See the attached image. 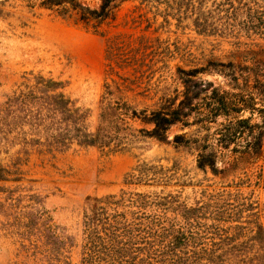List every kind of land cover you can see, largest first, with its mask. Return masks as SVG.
Wrapping results in <instances>:
<instances>
[{
	"label": "trees",
	"instance_id": "1",
	"mask_svg": "<svg viewBox=\"0 0 264 264\" xmlns=\"http://www.w3.org/2000/svg\"><path fill=\"white\" fill-rule=\"evenodd\" d=\"M102 1L100 10H91L79 0H55L50 6L79 9L83 21L100 19L110 26L116 24L117 7L112 6L116 0ZM162 1L179 7L165 15L166 23L172 18L181 24L192 15L196 17L192 22L198 32L209 33L213 29L204 21V14L195 10L199 0H143L121 23L125 30L106 39V79L94 128L89 125L91 110L76 105L67 93V82L41 73L26 74L0 105V153L10 162L0 166V181H23L21 167L35 154L55 158L74 146L130 152L137 148L139 138L169 143L170 129L179 124L199 126L206 131L202 137L176 135L173 140L174 145L196 153L197 167L202 171L220 173L221 151L261 153V60L252 66L245 65L243 60L238 65L233 61L214 63V70L228 82V89L197 79L199 73L209 69L181 70L183 91L177 90L174 96L164 94L153 108H140L155 99L146 88L145 69L152 57L151 44L159 41L154 35L161 12L155 5ZM254 15L247 12L244 24L254 25ZM101 35L107 37L106 32ZM212 125H216L213 131ZM161 171L144 162L132 169L126 185L167 187L173 179ZM243 184L264 192V167ZM27 197L33 209L28 221L37 230L44 217L40 208L42 198L39 194ZM263 220L264 202L240 193L206 194L193 205L171 192L122 191L89 197L82 221L80 264H264ZM73 240L67 234L59 235L52 226H46L38 238L50 252L65 254L74 246ZM64 264H72L69 257L65 256Z\"/></svg>",
	"mask_w": 264,
	"mask_h": 264
},
{
	"label": "rangeland",
	"instance_id": "2",
	"mask_svg": "<svg viewBox=\"0 0 264 264\" xmlns=\"http://www.w3.org/2000/svg\"><path fill=\"white\" fill-rule=\"evenodd\" d=\"M52 1L55 0H0V105L26 74L41 73L67 82V93L76 105L91 110L89 125L94 128L106 79V39L125 30L121 23L143 0L113 2L118 21L111 26L100 19L83 21L79 9L50 6ZM79 2L91 10H100L103 1ZM155 6L161 12L154 35L159 41L151 44L152 57L145 69L146 88L155 99L140 108H153L164 94L174 96L177 90L183 91L181 70L209 69L199 73L197 79L228 89V82L214 70V63L233 61L238 65L243 60L245 65L252 66L257 60L264 62V0H199L195 10L204 14V21L213 27L209 33L197 31L192 22L196 17L192 15L181 24L172 18L166 23L165 15L179 8L175 3L162 1ZM250 11L257 19L254 25L247 26L244 18ZM103 32L107 37L101 35ZM199 128L176 125L168 133L169 143L139 138L137 148L130 152L74 146L55 158L33 155L21 167L23 181H0V264H64L65 256L72 264H80L82 221L89 197L122 191L171 192L193 205L206 194L231 192L263 203L264 192L243 182L264 167V139L259 155L221 151L220 173L214 175L210 170L198 169L193 150L173 144L176 135L204 136L206 131ZM214 128L216 125H212V131ZM144 162L158 167L159 172L162 168L161 172L172 177V183L167 187L126 185L132 169ZM9 164L7 156L0 153V166ZM31 194L42 198L40 208L44 217L37 230L28 221L33 210L27 197ZM46 226H52L59 235L74 238V246L67 254L50 252L38 242Z\"/></svg>",
	"mask_w": 264,
	"mask_h": 264
}]
</instances>
